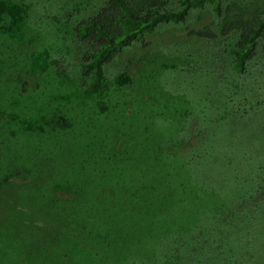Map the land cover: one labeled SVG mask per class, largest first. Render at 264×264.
Returning a JSON list of instances; mask_svg holds the SVG:
<instances>
[{
    "label": "rangeland",
    "instance_id": "obj_1",
    "mask_svg": "<svg viewBox=\"0 0 264 264\" xmlns=\"http://www.w3.org/2000/svg\"><path fill=\"white\" fill-rule=\"evenodd\" d=\"M105 1L0 0V170L50 176L0 175V264H264V54L237 73L236 32L189 34L218 32L206 4L86 94L76 25ZM42 195L83 211H29Z\"/></svg>",
    "mask_w": 264,
    "mask_h": 264
},
{
    "label": "trees",
    "instance_id": "obj_2",
    "mask_svg": "<svg viewBox=\"0 0 264 264\" xmlns=\"http://www.w3.org/2000/svg\"><path fill=\"white\" fill-rule=\"evenodd\" d=\"M169 2L170 0H106L93 15L76 25L77 36L88 45L80 64V75L86 79V94H95L100 90L105 79V65L122 49L135 42H142L146 33L161 24L185 21L191 9L206 4H214L215 15L220 21L218 32L210 26H204L190 29L189 34L214 38L236 32L238 38L232 51V67L237 73L246 70L259 49L264 54V0H177L176 9L169 8ZM4 157L6 160H3L4 169L0 170V175L3 173V178H9L28 170L33 180L30 184L32 192L44 186L50 178L39 167H21V159L15 154H6ZM74 190L77 194V190ZM42 196L48 197L42 199L46 206L32 202L33 199L26 200L29 211L35 208L42 212L60 214L66 210L75 215L83 211L81 207H70L65 202L55 200L54 203L51 195ZM72 202L78 204V200Z\"/></svg>",
    "mask_w": 264,
    "mask_h": 264
}]
</instances>
